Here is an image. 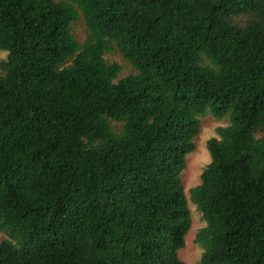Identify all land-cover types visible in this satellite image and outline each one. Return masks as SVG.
Listing matches in <instances>:
<instances>
[{"label":"trees","instance_id":"trees-1","mask_svg":"<svg viewBox=\"0 0 264 264\" xmlns=\"http://www.w3.org/2000/svg\"><path fill=\"white\" fill-rule=\"evenodd\" d=\"M0 51V264H184L206 113L199 264H264V0H0Z\"/></svg>","mask_w":264,"mask_h":264},{"label":"rangeland","instance_id":"rangeland-1","mask_svg":"<svg viewBox=\"0 0 264 264\" xmlns=\"http://www.w3.org/2000/svg\"><path fill=\"white\" fill-rule=\"evenodd\" d=\"M71 33L81 45L88 40V31L79 11L77 20L71 24ZM111 47V51L105 52L103 57L106 62H116L121 66L118 77L122 78L129 74H134L135 70L123 59L116 47L114 45H111ZM6 56V52L0 51V62L4 60ZM226 123V119L217 120L209 113H206L200 118V130L194 140L195 148L193 152L186 156L185 169L180 175L181 184L187 201V208L191 217V226L185 236L184 247L177 253L178 259L184 262V264H199L201 249L195 244L194 239L197 231L205 224L200 211L190 201L188 191L200 183V174L210 162V157L206 148L208 139L215 136V129L218 126L225 125ZM4 239H7V235L0 233V242Z\"/></svg>","mask_w":264,"mask_h":264}]
</instances>
